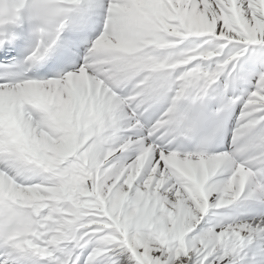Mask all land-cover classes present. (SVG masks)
I'll return each mask as SVG.
<instances>
[{
  "label": "snow or ice",
  "instance_id": "1",
  "mask_svg": "<svg viewBox=\"0 0 264 264\" xmlns=\"http://www.w3.org/2000/svg\"><path fill=\"white\" fill-rule=\"evenodd\" d=\"M0 264H264V0H0Z\"/></svg>",
  "mask_w": 264,
  "mask_h": 264
}]
</instances>
